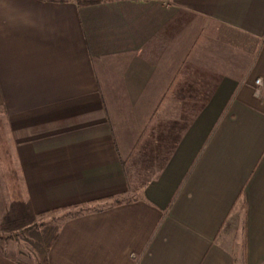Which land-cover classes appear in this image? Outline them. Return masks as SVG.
I'll list each match as a JSON object with an SVG mask.
<instances>
[{
  "label": "crops",
  "instance_id": "obj_1",
  "mask_svg": "<svg viewBox=\"0 0 264 264\" xmlns=\"http://www.w3.org/2000/svg\"><path fill=\"white\" fill-rule=\"evenodd\" d=\"M0 123L48 264H264V0H0Z\"/></svg>",
  "mask_w": 264,
  "mask_h": 264
},
{
  "label": "rangeland",
  "instance_id": "obj_2",
  "mask_svg": "<svg viewBox=\"0 0 264 264\" xmlns=\"http://www.w3.org/2000/svg\"><path fill=\"white\" fill-rule=\"evenodd\" d=\"M0 123V238L3 242L12 248L15 246L18 250H23L26 254L28 262L33 261V256H38L39 253L34 247L37 235L32 234V230H38L43 232L47 228H55L61 222L63 217L72 215L80 211L79 209H69L59 212H51L45 214L42 217L30 219L27 209L24 204L16 201L18 198V192L15 188V174H14V163L9 155L10 146L5 135L3 126ZM165 134V133H163ZM169 138H166V141ZM140 158V157H139ZM136 164H138L135 161ZM131 185V191L124 199H130L137 196L138 189L145 185V182L150 179V176H137L134 175L136 172L132 169L129 170ZM131 186V187H132ZM137 189V190H136ZM83 210V209H82ZM240 224L235 231L232 230V234H236L237 237L242 236L243 224L240 220ZM4 222V223H3ZM31 228V229H29ZM39 262V261H38Z\"/></svg>",
  "mask_w": 264,
  "mask_h": 264
},
{
  "label": "trees",
  "instance_id": "obj_3",
  "mask_svg": "<svg viewBox=\"0 0 264 264\" xmlns=\"http://www.w3.org/2000/svg\"><path fill=\"white\" fill-rule=\"evenodd\" d=\"M31 229V228H29ZM58 231V227L46 229L43 232H40L38 230H32L31 233L37 235L34 247L39 253V263L38 264H48V251L50 250L56 234Z\"/></svg>",
  "mask_w": 264,
  "mask_h": 264
},
{
  "label": "built area",
  "instance_id": "obj_4",
  "mask_svg": "<svg viewBox=\"0 0 264 264\" xmlns=\"http://www.w3.org/2000/svg\"><path fill=\"white\" fill-rule=\"evenodd\" d=\"M256 83L262 85V84H263V80H262L261 78H259V79L256 80ZM258 92H259V91H258Z\"/></svg>",
  "mask_w": 264,
  "mask_h": 264
}]
</instances>
